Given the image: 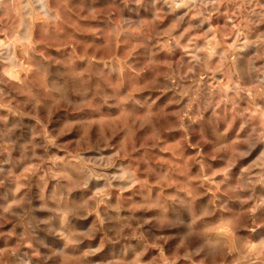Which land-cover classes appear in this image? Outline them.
Here are the masks:
<instances>
[{"label": "clouds", "instance_id": "9594fccd", "mask_svg": "<svg viewBox=\"0 0 264 264\" xmlns=\"http://www.w3.org/2000/svg\"><path fill=\"white\" fill-rule=\"evenodd\" d=\"M0 70V264H264V0H0Z\"/></svg>", "mask_w": 264, "mask_h": 264}, {"label": "rangeland", "instance_id": "374dc122", "mask_svg": "<svg viewBox=\"0 0 264 264\" xmlns=\"http://www.w3.org/2000/svg\"><path fill=\"white\" fill-rule=\"evenodd\" d=\"M214 26H216V27H218V28L221 29L220 36H222L226 40V42L230 44L232 42V39H233V37L231 35H229V32L231 30V25L230 24L226 25L225 24V19L223 17H220L218 21H214ZM206 27H207V25H206ZM78 38L79 37H74V39H78ZM83 43L84 44H88V43H91V42L90 41H84ZM109 54H110V50H105V51H102V52L99 53V57L100 58H104L105 56H107ZM175 59L176 60H179V55H177L175 57ZM0 71H2V70H0ZM221 80H222V77H220L219 74H218V77H217V80L216 81H211L210 80L208 82L209 83V86H212L213 84H219L221 82ZM224 83L226 84L227 82L225 81ZM171 142L172 141H170V143ZM169 155L170 154H167V153L166 154H163V157L162 158L167 159ZM19 178H20V176L18 174V179Z\"/></svg>", "mask_w": 264, "mask_h": 264}]
</instances>
